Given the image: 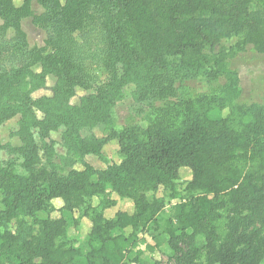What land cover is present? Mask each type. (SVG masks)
<instances>
[{"label":"trees","instance_id":"trees-1","mask_svg":"<svg viewBox=\"0 0 264 264\" xmlns=\"http://www.w3.org/2000/svg\"><path fill=\"white\" fill-rule=\"evenodd\" d=\"M34 1L16 6L0 0V126L20 115L16 135L22 141H0V150L12 155L0 157V264H146L144 250H134L145 239L141 234L153 240L145 243L148 250L167 244L177 264H262L264 106L236 102L241 91L227 63L249 45L264 54V9L253 8L255 0H102L113 46L103 63L112 67L111 77L96 94L72 104L77 87L93 88L97 81L72 63L65 46H74V33L87 24L85 12L93 4L36 0L43 8L37 14ZM30 17L53 53L46 56V47L29 44L23 22ZM37 64L40 71L32 68ZM172 67L223 75L228 83L199 104L180 102L182 116L166 120L160 114L169 103L156 102L170 95L166 71ZM48 75L57 77L53 95L34 99ZM127 80L138 85L136 100L149 94L146 125L116 122ZM226 107L229 115H214ZM100 123L105 137L93 131ZM61 127L63 153L51 138ZM113 138L120 163L102 156ZM87 155L103 157L107 167L95 168ZM78 163L83 170L73 168ZM68 167L73 169L66 172ZM184 168L191 169L190 180H182ZM108 184L134 199L132 213L108 219L92 205ZM161 188L162 195L148 196ZM55 199L63 205L56 208ZM40 211L47 217H39ZM56 211L59 217L52 216ZM66 211L75 225L81 213L90 218L88 251L63 240ZM185 239L192 242L182 252Z\"/></svg>","mask_w":264,"mask_h":264},{"label":"rangeland","instance_id":"rangeland-1","mask_svg":"<svg viewBox=\"0 0 264 264\" xmlns=\"http://www.w3.org/2000/svg\"><path fill=\"white\" fill-rule=\"evenodd\" d=\"M92 6L87 8L85 15L88 20L79 31L74 34V46L69 42L65 45L71 53L70 59L72 63H78L85 67L86 72L96 75L97 81L93 88L77 87L76 94L71 99L72 104H79L80 99L89 94H96V87L102 86L107 83L111 77V68L104 66L103 61L106 60L113 53V46L110 38L105 30V19L103 17V5L102 0H89ZM16 6H21L24 0H14ZM65 2V0H63ZM253 8H263L264 0H255ZM33 9L37 14L43 12V8L35 0L33 2ZM3 25V21L0 18V27ZM23 28L28 34V41L31 46L37 45L40 48H45L44 55L53 53V48L47 46L46 33L43 29L36 26L33 23L32 18H27L23 22ZM225 44H233L230 41H226ZM228 70L236 76L238 79V85L241 91L240 96L236 99V102L244 105H262L264 106V54L257 52L251 45L247 46L245 50L240 51L236 56L228 60ZM33 69L40 71L41 66L37 64L32 67ZM122 70L119 75L124 76ZM126 74V73H125ZM167 80L169 82V97L164 100L156 102V105L162 106L169 103L166 108L161 112L160 116L170 121H177L184 112V104H180L183 101H192L199 104V100L204 101L206 98H212L219 95L227 82V77L223 75H210L206 72H195L191 70H178L176 67L166 71ZM128 76V74H126ZM216 76V77H215ZM57 77L55 75H48L46 78V86L38 89L32 93L34 99H40L42 97H51L53 95V87L56 85ZM124 83V84H123ZM122 84L123 98L116 103L115 117L118 126L123 127L133 122H140L146 125V116L150 110L148 98L149 94L144 93V96L140 100L135 99V93L138 94V85L133 81H125ZM150 84L149 88L151 87ZM148 88V89H149ZM168 100V101H167ZM230 113V108L226 107L222 111H214V115L227 116ZM21 116L17 115L7 120L0 126V141L3 144H10L12 146H20L22 144L19 136L16 135L18 130V123ZM93 131L99 137H105L107 132L103 124H98L94 127ZM65 128L61 127L56 131H53L51 138L56 142V149L63 153L64 149L60 146L63 142V134ZM120 147L118 139H111L103 148L102 156L109 162L120 163L122 157L120 155ZM0 157L7 159L12 157L5 149L0 150ZM98 155H87L85 157L86 162L94 166L97 169H104L107 167V161ZM84 165L82 163L76 164L73 168L83 170ZM72 167L66 168V172H70ZM192 172L190 168L181 169L182 180H190ZM163 188L159 189L155 193L148 192V196L162 195ZM56 208L63 205L61 199H55L52 201ZM92 205L97 211L102 212L108 219L114 218L119 211H127L132 213L135 210L134 199L130 197H124L115 191L112 185L108 184L106 192L102 195H98L91 200ZM166 208V212H168ZM68 221L66 235L63 238L64 241L71 245L81 248L84 251L90 249L88 244V234L91 230V220L81 213L80 223L74 224L73 216L70 212L63 213ZM41 218H46L45 211H40L37 214ZM61 214L56 211L52 214L54 217H59ZM79 215V214H78ZM260 222L256 223V226L260 227ZM149 226V225H148ZM123 233L122 230L115 231V234ZM127 232H130L128 229ZM126 233V232H125ZM144 237V241L138 243L134 250H144L142 258L146 260V264H177L176 254L171 248L164 244L159 249L151 251L146 249L145 243L153 244V240L148 234H141ZM191 239H185L181 242L180 247L182 252H185L191 244ZM264 264V261L262 262Z\"/></svg>","mask_w":264,"mask_h":264}]
</instances>
